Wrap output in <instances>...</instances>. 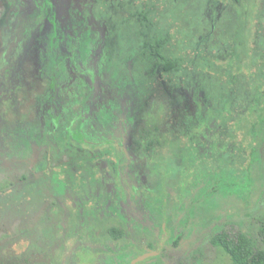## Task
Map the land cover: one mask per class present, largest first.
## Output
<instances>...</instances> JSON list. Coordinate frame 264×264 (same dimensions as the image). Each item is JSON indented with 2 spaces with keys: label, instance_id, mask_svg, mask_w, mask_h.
Here are the masks:
<instances>
[{
  "label": "flooded vegetation",
  "instance_id": "flooded-vegetation-1",
  "mask_svg": "<svg viewBox=\"0 0 264 264\" xmlns=\"http://www.w3.org/2000/svg\"><path fill=\"white\" fill-rule=\"evenodd\" d=\"M140 2L141 0H20L23 5L16 15L9 18L0 16V42L6 38L15 41L21 37L25 28L31 30L24 52L13 63L12 74L5 79L0 73V168L9 170L6 168L7 164L12 168L26 167L29 174H22L19 180L36 184L44 178H53L51 171L54 168L73 166L76 158L80 159L85 168H89L88 171L84 169V175H80V172L78 175L71 174L67 193L55 187L50 192H33V197L29 195L20 198L25 201L21 207L14 208L17 211L23 208L30 198L36 202L51 199L52 210L56 207L57 212L65 214L62 225L68 228L70 226V233H75L76 239L71 250L66 249L67 255L60 264H77L81 249L91 253L97 260L96 264H144L143 260L154 258L158 259L156 264H196L195 258L199 254H206L205 243L223 248L212 241L218 234L226 232L233 236L247 231V201L238 195L235 196L237 203H225V207L231 209L227 215L220 216L219 219L211 217L214 222L205 226L200 233L193 229L197 234L195 241L191 236L180 242L169 241L166 232L171 226L175 230H189L192 220L204 217L202 213L199 217L190 216L188 223L183 221L185 215L201 203L185 196L184 207L181 208L178 202L179 209L173 210L178 216L175 222L170 221L168 224L162 219L165 206H170L166 198H161L162 194L170 191V195L171 192L176 195L177 190L184 193L182 187H175V183L170 187L165 185V179L169 177L168 168L178 167L180 174L183 171L181 167L187 151L181 147V137L177 136L176 143L172 144L150 141L149 153L156 158V163L152 165L154 171L146 179H141L142 174L138 173V183L129 186L123 181L125 165L117 164L116 160L111 159V153L100 147L102 141L92 139L97 131L92 124L76 120L74 115L69 119L71 114L63 110L64 97L57 86L63 71L58 62L60 57H65L64 65L70 71L74 55L71 45H76V54L82 56L80 38L86 31H92L95 35L100 29L99 23L94 27L95 19H106L108 10L116 12L115 15L123 9L134 10ZM141 7L145 13L144 19L150 22L147 24L143 21L138 26H150V30L154 29L156 25L149 19V0H142ZM140 13L142 12L131 11L129 14L131 18H138ZM4 18L8 19L3 20ZM141 47L149 50L147 43ZM54 57L57 60L55 65L52 63ZM89 88L92 91L89 103L96 100L101 108L99 119L103 121L109 114L115 116L116 109L104 105L106 86L101 84L93 87V82L86 80L85 90ZM171 149L173 153L169 152ZM25 152L28 153L27 156L23 155ZM47 171L48 175H43ZM117 172L122 177L119 185L115 180ZM97 173L99 179L96 178ZM179 176L175 178L181 185L191 178L187 176L179 179ZM225 182L229 183L228 180ZM232 222L238 225L235 226L236 229ZM107 224L109 238L99 232ZM145 225L152 234L143 229ZM217 225L225 226L214 233ZM27 235L26 232L18 234V239L5 244L6 255L11 251L14 259L9 262H4L5 258L0 259V264H55L45 251V245L35 244L33 240L26 238ZM71 238L72 236L64 239L68 241ZM180 251L184 253L178 257ZM52 255H55V249L52 250Z\"/></svg>",
  "mask_w": 264,
  "mask_h": 264
},
{
  "label": "clouds",
  "instance_id": "clouds-1",
  "mask_svg": "<svg viewBox=\"0 0 264 264\" xmlns=\"http://www.w3.org/2000/svg\"><path fill=\"white\" fill-rule=\"evenodd\" d=\"M157 7L159 13L154 12L150 19L154 17L156 27L153 32L159 36L152 41V52L147 58L143 55L145 49L140 47L145 43L142 37L130 43L123 30L111 34L97 31L95 35L86 31L80 38L82 56L76 54L77 46L71 45L74 55L70 71L64 65L65 57H60L58 62L63 71L57 86L64 97L63 110L71 114L69 119L74 115L76 120L92 124L97 130L92 139L102 141L100 147L111 153V159L125 165L123 181L129 186L138 183V173L142 174L141 179H146L154 171L152 165L156 158L149 153L150 141L172 142L177 136L181 137V147L187 151L182 166L191 168V178L185 181L190 187H185L176 200L181 208L185 196L201 201L184 217V222L188 223L190 216L199 217L202 215L199 210L204 209L207 215L189 224V229L200 233L214 222L211 217L219 219L231 211L225 203L234 195L242 196L251 205L260 191L261 182L251 171L231 163L229 145L243 139L241 131L247 133L248 141H252L253 125L264 129V60L257 58L251 76L242 63H236L231 71L234 76L243 74L251 86L250 91L246 95L232 92L221 96L216 87L218 74L211 67L207 72L203 68L209 59L203 49L198 58L190 51L186 38L177 37L176 31L180 27L175 16L177 8L165 12L163 2ZM179 7L183 8V5ZM232 8L234 14L225 12L221 19L239 28L240 39L252 21L264 30V0H240V4L233 3ZM172 25L175 27H170ZM169 31L171 40L165 35ZM30 35L31 30L25 28L15 41L6 38L0 42V73L5 79L12 74L13 63L24 52ZM261 47L264 48V38ZM52 63H57L55 57ZM86 80L92 81L93 87L106 86L104 105L115 108V116L109 114L103 121L99 119L101 108L96 100L89 103L92 91L91 88L85 90ZM96 178L99 179V173ZM121 178V173L117 172V185ZM227 180H233L239 187H232L225 182ZM75 239L73 234L71 240L65 241L60 229L45 233L42 242L55 264H60ZM84 251L81 249L79 254Z\"/></svg>",
  "mask_w": 264,
  "mask_h": 264
},
{
  "label": "rangeland",
  "instance_id": "rangeland-1",
  "mask_svg": "<svg viewBox=\"0 0 264 264\" xmlns=\"http://www.w3.org/2000/svg\"><path fill=\"white\" fill-rule=\"evenodd\" d=\"M141 2L134 8V10H131L133 12H142L138 18H131V15L129 14L131 11H126L124 9L118 11L116 15V12L111 13L108 10L106 13L107 18L95 19L93 25L96 27L97 23H99V31L101 33L103 32V34H111L112 32L123 30V34L126 35L130 43L142 37L145 43L148 44L149 50H145L143 52L146 54L145 58H147L152 52L151 43L153 40L157 39L159 33L153 32V29L150 30V26L147 27V31H145L144 26H138L140 22L144 21L147 24L150 22L149 20L144 19L145 13L141 7ZM161 2L165 4V12L171 11L173 7L177 8L175 16L180 22V27L177 28L176 31L177 37L184 36L190 51L195 52L198 58L200 57L201 49H203V52L209 58L203 65L205 66V71H207L210 67L214 69V72L218 74L216 76V87L218 93L221 96L230 95V87H232L230 83L232 82L231 78L233 77L231 69L236 63H242L248 75L251 71H253L257 64V57H253V59L248 57L249 48L253 46L252 52L259 50L258 47H261V39L264 38V30H262L260 25L255 21H252L246 26V34L243 36V39H240L239 28L234 27V23H228L221 19L223 13L225 12H232L234 14L232 4L234 3L238 5L240 4V0L238 2L237 0H229V2H226V0H156V3H152V0H149V4L151 6V16L154 12L157 14L159 13L157 5ZM22 5L23 4L20 3V0H0V16H8L9 18L11 15H16V12L20 10ZM180 5H183V8H180ZM30 10L31 9H29V11ZM213 17H215V20H213ZM8 18H4L3 20ZM150 20L154 21V17ZM170 27H175V25ZM211 33H213L212 36L207 35ZM165 35L168 40L173 38L170 31ZM253 37L254 39H252ZM193 40L195 41L194 45ZM208 75L212 76V73H208ZM241 82L245 87L243 88V92L238 95H246L250 91L251 86L246 79H242ZM232 92L237 94V90L234 91L232 89ZM259 132L260 134L253 138L256 141H259V156L254 165H250L249 170L253 173L254 177L258 178L261 182V187L257 199L253 202V207L251 208L249 217H247L246 220V226H249L252 229L254 235H256L257 232V226L255 224L256 215L262 212L264 200V129L259 130ZM241 137L243 138L242 140L238 139L229 146V160L234 165L244 166L245 159H242V157L244 158L243 152H245L244 150L246 147L243 145L246 143L247 133L242 131ZM182 167L181 170L183 171L181 174L180 172L178 173V167L168 168L167 172L169 173V177L165 179L166 187H170V185L174 183L175 187L179 185L178 187L181 188L182 185H184V187H182L183 192L185 191V187H190V185H185V183L181 185L175 178L178 175H180L178 177L179 179L187 178V176L190 177L189 172L191 171V168L187 166ZM6 168H9V170L0 168V172H2L0 173V259L3 260V258H5L4 262H9L14 259V253L10 251L6 255L4 248H6V243L11 242L14 239H18V234H24L26 232L28 234L26 238L33 240V242L37 245H43L42 237L45 233L50 231L55 232L62 229L64 238L70 239V236H72L70 233L71 227L69 226L68 228V226L65 227L66 225H62V222L66 218L65 214L60 211L57 212L56 207L52 210L51 199L36 202V200L30 198L26 200L23 208L18 211L14 208L22 206L25 199L21 200L20 198H25L29 195L33 197L35 195L34 193L37 191L45 190L50 192L53 191V187H55L57 190L67 193L71 174L78 175L80 172V175H84V169L88 171L89 168H85L80 163V159L76 158V161H73V166L66 165L64 167L54 168V170L51 171L53 178H44L43 181L37 184L33 182H22L19 180L22 174H29L26 172V167L12 168L10 164H7ZM42 168L43 167H40V169ZM46 169H48V167H46ZM43 175H48V171ZM34 182H36V180ZM228 182V184L232 187H239L238 184L233 183V180H228ZM171 193L172 194L170 195V191H166L161 197L163 200L166 198L167 203L170 204V206H165L162 218L163 222H168V224H170V221L174 223L178 218L177 214L173 210L179 209L176 197L182 195L180 190H177L176 195L173 194V192ZM235 196H238V194L227 200V202L231 201L233 203H237ZM199 211L203 213L204 216L207 215V212L204 209H200ZM48 215H50V217H47ZM203 218L204 217H202V219ZM178 220L180 221L181 219L179 218ZM232 223L234 224V227L238 226L235 222ZM108 226L109 224L105 225L103 230L99 231L101 234L103 233L105 238H109L107 233ZM224 226L225 225H217L213 232L215 233L216 231H220L224 228ZM89 227H92V225ZM144 227L146 228H143L145 231L151 233L147 230L148 227L146 225ZM236 227L234 229H236ZM189 230L182 228L175 230V228L171 226V228L166 232L168 234L167 239L171 242H174V240L180 242L185 240L186 237L191 236L195 241L197 239V234L193 232V229ZM86 232H88V230ZM95 232L97 231L95 230ZM131 237L133 238V236ZM137 237L138 236L136 235V240ZM173 237H175V239H173ZM200 246L202 247V243ZM204 248L206 254L202 256L199 254L195 258L196 264H231L230 255L222 247H212L210 244L208 245L205 243ZM139 252L142 253L144 251ZM183 253V251H180L178 253V257ZM78 258L77 264L97 263L96 258L88 251H84L83 254H78ZM153 260H143L142 263L156 264L158 259L154 258ZM184 260L185 258L183 259V263H185Z\"/></svg>",
  "mask_w": 264,
  "mask_h": 264
},
{
  "label": "trees",
  "instance_id": "trees-1",
  "mask_svg": "<svg viewBox=\"0 0 264 264\" xmlns=\"http://www.w3.org/2000/svg\"><path fill=\"white\" fill-rule=\"evenodd\" d=\"M210 35V34H207ZM254 39V37L252 38ZM209 44V43H208ZM252 46V44H251ZM256 46V43H255ZM253 47V46H252ZM252 47L249 48L248 57L252 58L257 57L260 58V60H264V48L258 47L259 50H256L255 52H252ZM224 57V56H222ZM204 70L205 69V66ZM207 72V71H205ZM253 75V71L249 73V76ZM243 78V74H241L239 77L234 76L231 78L230 85L231 93L232 89L235 91L237 90V94H241L243 92V88L245 87L242 85L241 80ZM238 85V86H237ZM235 86V87H234ZM237 86V87H236ZM257 126L253 125L252 128V141H248L246 137V144L248 145L245 148V152H243L242 159H245L244 163L246 168L249 170L250 165H254L255 161L257 160L259 156V141L254 140L256 136L260 134ZM242 132V131H241ZM176 143V141L169 142V144ZM170 153H173L172 149L169 151ZM249 165V166H248ZM250 171V170H249ZM253 175V173H252ZM254 176V175H253ZM253 202H251V205H249V202L247 201V213L250 214V210L252 207ZM264 200H263V210L261 213L256 215V228L257 232L256 235L253 234L252 229L248 226L247 231L239 232L236 235L230 236L226 232L222 234H218L213 238V242L216 245H222L225 251L230 255L231 257V264H264Z\"/></svg>",
  "mask_w": 264,
  "mask_h": 264
}]
</instances>
